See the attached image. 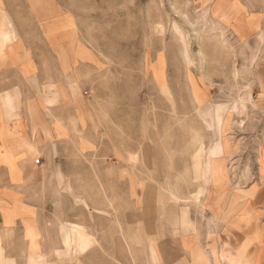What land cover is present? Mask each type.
I'll return each mask as SVG.
<instances>
[{"label":"rangeland","instance_id":"obj_1","mask_svg":"<svg viewBox=\"0 0 264 264\" xmlns=\"http://www.w3.org/2000/svg\"><path fill=\"white\" fill-rule=\"evenodd\" d=\"M58 1L65 14V48L83 50L80 65L89 74L79 88L64 91L78 106L74 116L65 106V122H74L72 129L58 132L64 138L61 154L49 153L42 160L34 148L24 165H31L32 182L25 197L23 187L17 193L8 190L7 195L17 200L22 196L21 202L34 209L32 215L3 222L11 226L20 219L14 234L11 229L8 233L24 236L29 229L39 252L54 262L69 258L74 264H264V132L250 137L249 123L234 120L224 135L237 151L217 164L226 153L213 158L212 132L197 113L202 76L207 81L205 103L221 105L225 114L233 102L252 98L233 89L232 76L238 73L231 75L226 63L211 64L208 74L200 73V36L191 37L192 28L198 35L218 30L224 49L232 48L228 33L241 41L240 36L223 23L210 29L209 17L202 18L201 9H187V0ZM178 13L191 25L183 24ZM173 24L193 38L187 57ZM188 59H194L196 67ZM146 145L152 150L148 163ZM36 159L40 166L34 164ZM226 175L233 186L256 185V190L233 209L226 226L219 214L217 224L209 226L213 208L205 206L214 198L210 191L222 188ZM71 221L84 233L68 251L62 241ZM0 248H9L8 243L0 241ZM211 250L224 256L214 260Z\"/></svg>","mask_w":264,"mask_h":264},{"label":"crops","instance_id":"obj_2","mask_svg":"<svg viewBox=\"0 0 264 264\" xmlns=\"http://www.w3.org/2000/svg\"><path fill=\"white\" fill-rule=\"evenodd\" d=\"M232 1L234 7L231 14L240 15L239 18L244 19L246 34L240 41L228 33L226 39L232 47L225 48L228 51L223 47L218 30L206 35L200 34L199 50L204 58L200 73L208 74L211 64L218 67L222 63L228 64L231 75L237 71L238 77L232 76V87L246 91L251 96L253 105L248 104L245 114L234 116L233 120L249 123L247 133L250 137H256L258 131L264 132V0ZM202 3L187 0L190 5L187 9L213 10L222 4L219 0H208L203 7L199 6ZM243 15L252 17L253 28ZM64 23L65 14L61 1L0 0V209L4 211L1 213L0 210V241L4 243L5 240L9 247L3 250L0 248V264H74L69 258L56 262L46 259L39 252L37 241L29 229L24 236L12 235L16 223L20 222L18 217L14 219L13 225H3V222L5 225L12 223L14 216L33 214L34 209L21 202V193V200H17L14 195H7V192L15 190L17 193L23 187L25 197L26 187L32 183L31 165L24 166L31 151L35 148V154L42 160L49 153L61 154L64 138L58 132L71 128V123L74 122L71 118L65 122V106L69 105L67 110L70 116L77 115L78 102L72 101L66 92L71 93V88H79L81 81L86 82L85 75L89 71L83 70L80 65V53L81 57L84 56L83 50L80 52L65 48ZM242 42H247V48L243 47ZM204 43L207 44L202 45ZM223 57L226 62H223ZM82 72H85L84 75H81ZM201 78L199 88L202 92L197 105L205 108L212 116V126L209 127L202 119L201 121L213 136L216 131L222 135L229 111L225 114L221 105L205 103L204 84L207 81H204L203 76ZM244 84L247 86L243 87ZM193 89L196 88L191 84V90ZM72 109L73 113H70ZM206 119L210 121L209 117ZM260 123H263L262 129H258ZM213 155V158L219 159L223 154L222 151H214ZM40 165L41 161L37 166ZM56 174L57 167L55 176ZM60 187L58 183L59 203L62 207L63 191ZM25 225L29 226L28 219ZM80 227L77 222L71 221L70 230L64 231L62 243L68 251L78 242V235L84 233L79 230ZM9 229L13 230L12 234L8 233Z\"/></svg>","mask_w":264,"mask_h":264},{"label":"bare ground","instance_id":"obj_3","mask_svg":"<svg viewBox=\"0 0 264 264\" xmlns=\"http://www.w3.org/2000/svg\"><path fill=\"white\" fill-rule=\"evenodd\" d=\"M206 1H208V0H202V2H203L202 7L204 6V2H206ZM219 1L222 2V4H219L218 9H213V10L208 9V8L207 9H205V8L201 9V12H200V14L202 15L201 17L202 18L209 17L210 23L208 25L210 26V29L215 28V23H223L226 26H230L240 36V39L242 41L244 38L243 37L244 34H246V32L244 31V28H243L244 27L243 26L244 19L242 17L239 18L240 15H232L231 14V11H232L231 9H233V7H234L232 0H219ZM171 6L175 7V5H173V4ZM175 9H174V11H175ZM182 14L178 13V15H181L183 24L191 25V23L188 21L186 15H182ZM243 16L248 21L250 26L253 28L254 22L252 21V17L250 16L248 18L245 15H243ZM206 24H207V22L204 25H206ZM206 27H207V25H206ZM172 28L174 29V31L176 33H178V38L181 41L183 52H185L184 56L187 57V55H189V53L191 54V45H192V39H193V38L191 39V37L193 36V37L197 38L199 36L197 29L192 28L193 33H192L191 37L188 38L187 36H190V35L186 34V32L183 30L182 31L180 29L178 30V28L175 26V24L172 25ZM197 56L198 57L201 56L200 51L198 52ZM198 60L200 61L198 64V69L201 71V68L203 65V56H202V58H199ZM188 61H189L190 65L196 67V63L194 62L195 61L194 59H188ZM192 95L194 96V98H196V93L194 90H192ZM248 104L253 105V101L250 100L248 102H245L243 100H238V101L233 102L229 107V114L230 115L226 119L225 123L223 124V128H222L224 130L223 134L221 135L220 133H218L215 130L216 135L213 136V145H212L211 151H217V152L222 151L223 153H226L222 159L216 161L217 164H219V162H222V161L227 162L228 158L231 157L232 154L237 151V150L233 151V147L235 146V144L233 142L231 143L230 141H227L225 139L224 132L227 130V128H229L234 123V120H233L234 116H243L245 114L247 107H248ZM197 108H198L197 113H198V116L200 117V119L204 120V122H206V124L209 127H211L212 126L211 125L212 124L211 123L212 116L205 111V108L200 107V105H197ZM231 115H232V118H231ZM207 117H209L210 121H208L206 119ZM145 148H146L145 151L147 154H145L144 160L146 163H148L150 161V156H151L152 150L150 149V146H147V145ZM115 151L117 153V150H115ZM221 171H222V169L217 167L216 173H215L216 176H220ZM226 177H227V175H226ZM243 177H244V180H248V169L247 168H245V170H244V176ZM223 183L224 184H222L223 185L222 188L216 186L213 188V190L210 191L209 195L210 196L214 195V198L209 202V204H206V206H205V207H209L210 209L213 208L212 209V216H210V218H209V226L212 223L217 224L215 218L218 214L223 217V219H224L223 225L226 226V223H227L226 219L228 218V215L232 211H234L233 210L234 208L239 207L243 203V199L245 197L252 195L253 191L256 190V185H253L248 189L240 188L238 186H233V184L228 179V177H227V179L226 178L224 179ZM132 185L135 186L133 183H132ZM132 185H131V187H132ZM134 188L135 187H132L131 190H134ZM221 200H222V204L220 206L219 202ZM176 219H177V217H176ZM173 224H176V222L174 221ZM204 253H205V251H204ZM211 255H212L213 259L215 260L216 258L219 259V257H223L224 253L223 252L219 253V252H216L214 250H211ZM210 260H209V262H212ZM243 263H244V261H238L237 264H243ZM215 264H220V263L216 262Z\"/></svg>","mask_w":264,"mask_h":264},{"label":"built area","instance_id":"obj_4","mask_svg":"<svg viewBox=\"0 0 264 264\" xmlns=\"http://www.w3.org/2000/svg\"><path fill=\"white\" fill-rule=\"evenodd\" d=\"M39 163H40V159H36V160L34 161V164H35V165H39Z\"/></svg>","mask_w":264,"mask_h":264}]
</instances>
